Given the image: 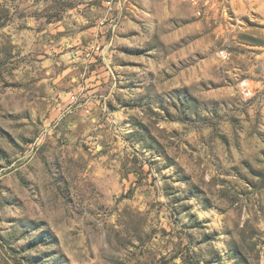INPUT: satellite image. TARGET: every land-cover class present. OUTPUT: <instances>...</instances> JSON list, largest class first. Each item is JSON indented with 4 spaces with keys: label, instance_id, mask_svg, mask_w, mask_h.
I'll list each match as a JSON object with an SVG mask.
<instances>
[{
    "label": "rangeland",
    "instance_id": "1",
    "mask_svg": "<svg viewBox=\"0 0 264 264\" xmlns=\"http://www.w3.org/2000/svg\"><path fill=\"white\" fill-rule=\"evenodd\" d=\"M0 264H264V0H0Z\"/></svg>",
    "mask_w": 264,
    "mask_h": 264
}]
</instances>
